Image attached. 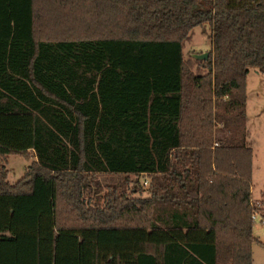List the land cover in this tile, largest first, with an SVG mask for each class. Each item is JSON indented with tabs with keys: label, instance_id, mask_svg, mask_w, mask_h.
I'll use <instances>...</instances> for the list:
<instances>
[{
	"label": "trees",
	"instance_id": "1",
	"mask_svg": "<svg viewBox=\"0 0 264 264\" xmlns=\"http://www.w3.org/2000/svg\"><path fill=\"white\" fill-rule=\"evenodd\" d=\"M251 68L264 0H0V264H253Z\"/></svg>",
	"mask_w": 264,
	"mask_h": 264
},
{
	"label": "rangeland",
	"instance_id": "2",
	"mask_svg": "<svg viewBox=\"0 0 264 264\" xmlns=\"http://www.w3.org/2000/svg\"><path fill=\"white\" fill-rule=\"evenodd\" d=\"M211 50V38L209 32L204 34L201 27L194 28L192 39L187 42L185 47V56L190 58L195 52H207ZM196 50V51H195ZM202 53V52H201ZM195 68V66H194ZM247 126L248 141L253 148V180H252V197L254 206L264 211L262 203V192L264 190V73L255 68H251L247 76ZM35 157L32 152L27 158L21 154H11L5 162L6 168L9 170L8 180L15 182L20 179L27 167L33 163ZM100 186L96 192H87L86 199H92V203L104 204L102 197L107 190L113 186L123 188L125 179H130L131 183L126 189L128 192L135 186L132 181L139 180L145 191L140 193L141 196L147 194L146 188L149 187L146 182L149 178L142 175L125 176L120 174L99 173ZM126 185V184H125ZM126 188V186H125ZM92 194L93 196H91ZM254 233L256 237L264 243V223L255 221ZM253 264H264V245L255 242L253 245Z\"/></svg>",
	"mask_w": 264,
	"mask_h": 264
},
{
	"label": "built area",
	"instance_id": "3",
	"mask_svg": "<svg viewBox=\"0 0 264 264\" xmlns=\"http://www.w3.org/2000/svg\"><path fill=\"white\" fill-rule=\"evenodd\" d=\"M146 183H148V182H146ZM252 219L254 221H260V222L264 223V211L258 209V207H257L252 214Z\"/></svg>",
	"mask_w": 264,
	"mask_h": 264
},
{
	"label": "water",
	"instance_id": "4",
	"mask_svg": "<svg viewBox=\"0 0 264 264\" xmlns=\"http://www.w3.org/2000/svg\"><path fill=\"white\" fill-rule=\"evenodd\" d=\"M194 56L198 59L205 60L209 57V52L195 53Z\"/></svg>",
	"mask_w": 264,
	"mask_h": 264
},
{
	"label": "crops",
	"instance_id": "5",
	"mask_svg": "<svg viewBox=\"0 0 264 264\" xmlns=\"http://www.w3.org/2000/svg\"><path fill=\"white\" fill-rule=\"evenodd\" d=\"M196 51V50H195ZM210 51V47L208 48V50H207V52H209ZM201 52H204V51H200V52H195V53H201ZM184 53H185V49H184ZM195 53H193V55L195 54ZM16 182V181H15ZM11 183H14V182H11ZM255 234V233H254ZM256 236V235H255Z\"/></svg>",
	"mask_w": 264,
	"mask_h": 264
}]
</instances>
